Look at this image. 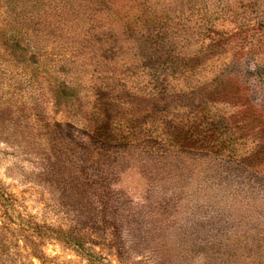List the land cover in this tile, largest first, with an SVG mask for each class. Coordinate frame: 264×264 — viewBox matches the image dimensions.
I'll list each match as a JSON object with an SVG mask.
<instances>
[{"label": "rangeland", "instance_id": "374dc122", "mask_svg": "<svg viewBox=\"0 0 264 264\" xmlns=\"http://www.w3.org/2000/svg\"><path fill=\"white\" fill-rule=\"evenodd\" d=\"M0 191V264H264V0H0Z\"/></svg>", "mask_w": 264, "mask_h": 264}, {"label": "trees", "instance_id": "16d2710c", "mask_svg": "<svg viewBox=\"0 0 264 264\" xmlns=\"http://www.w3.org/2000/svg\"><path fill=\"white\" fill-rule=\"evenodd\" d=\"M10 203L11 198H5V195H3V193L0 191V204L4 205L6 210H8L10 208ZM25 228L28 250L30 251V254H32V256L41 264H46V256L43 250H38L39 246L35 242V239L37 238H39L42 242L57 241L67 246H77V248H80V250L83 252V245L79 241H77V243L76 241L72 240L62 229H55L51 226L40 225L31 222H27L25 224Z\"/></svg>", "mask_w": 264, "mask_h": 264}]
</instances>
